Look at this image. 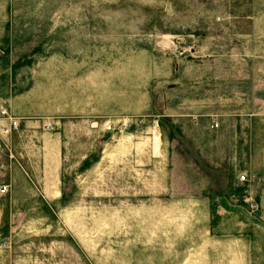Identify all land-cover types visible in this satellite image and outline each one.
Listing matches in <instances>:
<instances>
[{
	"label": "rangeland",
	"instance_id": "obj_1",
	"mask_svg": "<svg viewBox=\"0 0 264 264\" xmlns=\"http://www.w3.org/2000/svg\"><path fill=\"white\" fill-rule=\"evenodd\" d=\"M4 186L0 264H264V0H0Z\"/></svg>",
	"mask_w": 264,
	"mask_h": 264
},
{
	"label": "built area",
	"instance_id": "obj_2",
	"mask_svg": "<svg viewBox=\"0 0 264 264\" xmlns=\"http://www.w3.org/2000/svg\"><path fill=\"white\" fill-rule=\"evenodd\" d=\"M212 126L217 128L219 125H218V123H213ZM17 127H18V121L17 120H13L10 124L6 125L7 132H10L11 130H13ZM240 177L242 180L246 179L245 175H241ZM7 190H8L7 187L4 186L0 191L2 194H5V193H7ZM256 207H257V205H254V208H256Z\"/></svg>",
	"mask_w": 264,
	"mask_h": 264
}]
</instances>
